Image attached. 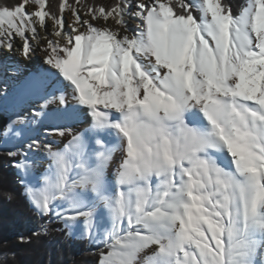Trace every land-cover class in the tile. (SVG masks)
<instances>
[{
	"label": "snow or ice",
	"instance_id": "obj_1",
	"mask_svg": "<svg viewBox=\"0 0 264 264\" xmlns=\"http://www.w3.org/2000/svg\"><path fill=\"white\" fill-rule=\"evenodd\" d=\"M0 52V147L46 218L19 243L56 223L93 264H264V0H0Z\"/></svg>",
	"mask_w": 264,
	"mask_h": 264
},
{
	"label": "trees",
	"instance_id": "obj_2",
	"mask_svg": "<svg viewBox=\"0 0 264 264\" xmlns=\"http://www.w3.org/2000/svg\"><path fill=\"white\" fill-rule=\"evenodd\" d=\"M7 2L14 3L15 0ZM95 2L110 4L112 0ZM231 2L235 6L240 0ZM52 3L55 6L57 0H52ZM7 120L8 117L0 112V127ZM6 151L0 147V190L14 192L15 198L9 201L0 195V245L17 253L15 260H9L7 264H93V258L88 255V242L66 238L63 232L55 230L60 227L56 223L50 225L48 235L33 237L31 243L17 241L18 235L31 236L46 218L37 216L22 194L17 170L12 166L13 161L4 154Z\"/></svg>",
	"mask_w": 264,
	"mask_h": 264
},
{
	"label": "bare ground",
	"instance_id": "obj_3",
	"mask_svg": "<svg viewBox=\"0 0 264 264\" xmlns=\"http://www.w3.org/2000/svg\"><path fill=\"white\" fill-rule=\"evenodd\" d=\"M134 23H135V21H130V24H134ZM8 59H15V57L11 56V54L0 52V60H8ZM37 61H40V53L39 52H37L36 56L33 58L32 63L36 62L35 64H36V66H38L39 64L37 65ZM21 62L23 63V61H21ZM27 67L32 70V65H28V63H27Z\"/></svg>",
	"mask_w": 264,
	"mask_h": 264
},
{
	"label": "rangeland",
	"instance_id": "obj_4",
	"mask_svg": "<svg viewBox=\"0 0 264 264\" xmlns=\"http://www.w3.org/2000/svg\"><path fill=\"white\" fill-rule=\"evenodd\" d=\"M68 19H71L70 18V14H69V16H68ZM30 63V64H29ZM36 62H33L32 63V61H30V62H28V65H32L33 64V66H36V64H35ZM40 63V61H37V65ZM12 104H14L15 105V101H13V100H11L10 101Z\"/></svg>",
	"mask_w": 264,
	"mask_h": 264
}]
</instances>
